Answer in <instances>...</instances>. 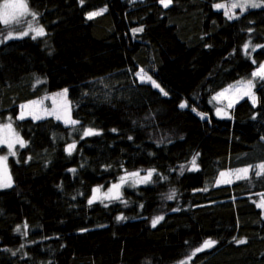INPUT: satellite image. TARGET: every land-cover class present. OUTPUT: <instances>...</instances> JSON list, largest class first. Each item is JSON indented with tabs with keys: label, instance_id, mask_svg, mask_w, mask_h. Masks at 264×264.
Segmentation results:
<instances>
[{
	"label": "trees",
	"instance_id": "16d2710c",
	"mask_svg": "<svg viewBox=\"0 0 264 264\" xmlns=\"http://www.w3.org/2000/svg\"><path fill=\"white\" fill-rule=\"evenodd\" d=\"M224 1L27 0L35 20L0 22V40L28 23L46 32L0 43V123L11 117L27 141L0 188V264H180L207 239L217 244L188 264H264V177L253 167L217 184L225 170L264 162V81L253 79L257 103L246 97L231 117L213 99L264 62V48L243 50L264 45V6L228 20L213 7ZM141 68L167 96L136 76ZM62 88L78 124L17 119L24 102ZM150 168V183L88 203L94 188Z\"/></svg>",
	"mask_w": 264,
	"mask_h": 264
},
{
	"label": "snow or ice",
	"instance_id": "6c2138e0",
	"mask_svg": "<svg viewBox=\"0 0 264 264\" xmlns=\"http://www.w3.org/2000/svg\"><path fill=\"white\" fill-rule=\"evenodd\" d=\"M81 3H83V0H81ZM159 3L164 7V8H168L172 3L173 0H159ZM261 6H264V0H231L230 3L225 4V3H217L215 5H213L214 8H216L217 10H224V15L227 17L228 20H233V19H237V15L235 10L239 9L240 13L243 14L245 11H247L249 8H259ZM103 11H106V9H101L100 11H96V12H90L88 13V18L92 19L95 16H98L100 14H102ZM26 16H30L32 18V20H35L38 16V13L35 11H32L31 9H29L28 4H27V0H4L3 4H0V22H2L5 26H9V25H19L21 24L23 21V18ZM134 33L136 32H142L143 28H135L132 30ZM249 32L252 31L251 28H249L248 30ZM30 33H34L32 35V39H36L37 37H43L46 35L45 29L43 26H37V27H33L31 23H28V27L26 30H22L19 32H12L9 31L7 33V35H5L3 37V40H0V43L2 42H6L7 40L10 39H18V38H22L24 36H28ZM257 48H264V45H253L251 40H249L248 42H246L243 45V50L245 52V54H250L249 49H251V51H255ZM136 76L139 77V79L143 82V81H150L152 83V85L156 88H160V85L156 83V81L152 80V77L150 75H148L144 69H140L137 73ZM252 76L255 79H259L264 81V64H260L258 67V70L256 72L252 73ZM37 83H40V81H37ZM255 88V83L253 80H248V81H238L237 84L235 86L233 85H229V87L227 89H225L224 91L217 93L216 97H214L213 99H220L222 97L224 98H228L226 97V93H229L231 90H234L236 93H239V97L238 98H243L245 96H248L251 98L252 104L255 105L257 103V97L253 91V89ZM160 91L163 93V95L167 96L168 93L165 92L162 88L160 89ZM67 93V89L64 90V94ZM236 102L235 99H229V103H228V107L231 108L233 106V104ZM31 104L35 105L38 102L37 101H32L30 102ZM187 105L185 103H182L180 105L181 108L186 107ZM21 109H25L28 108V105H21L20 106ZM195 111V109H193ZM217 115H221L224 114L226 115L227 113H222L221 109H217ZM49 115L53 114V113H48ZM28 115H33L34 119H40L41 117L39 115H34L32 112H29ZM204 114H201V116L203 117ZM17 119H24V112L22 111L21 114L17 117ZM57 119H64V122L66 124H70V125H76L79 122L76 120L71 119L70 115H67L66 117H61L59 115H57ZM113 131H115V129H113ZM5 132H7V136L4 134ZM99 132L93 128H87L84 130L83 135L84 136H91V135H98ZM129 139H131V137H129ZM264 139V138H262ZM0 145H6L8 150H9V155L11 156H15L16 152H15V147L16 145H19L20 148H23L27 145V141H25L18 132L15 131V129H13L12 127V118L8 117V123H0ZM76 148V142L74 141L71 144L67 145L66 151L71 154L73 150H75ZM199 154L197 153L195 156H193L192 158V165L193 168L197 167L196 164V159L197 156ZM7 156H3L0 157V171H2L3 173V178H0V188H6V187H11L12 185V180H11V176L7 174ZM253 167H255V169H257L254 173V175L256 177H264V163H260L258 165L255 166H248L246 168L243 169H237L235 170V175H236V179H248L249 178V173L250 171L253 169ZM181 168H183V166H181ZM71 171H75V169H71ZM155 172V169H150L147 171V174L144 176H140L139 172H132V173H126L124 176H121L119 178V183H115L113 184L106 193H103V197L109 199V200H119L121 199V195H120V189L122 187V185H124L125 183L128 182V180H132L135 184H146L151 182L153 174ZM242 174V175H241ZM221 177H224L225 175H228L226 173H221L220 174ZM221 181H218V183ZM224 183H231V180H224L222 181ZM207 189H205L206 191ZM93 195L92 197L88 200V203L91 205L92 203H94L96 200H101L102 198L101 196L97 195V193L100 192V187L94 188L93 190ZM261 196V199L259 201V203H257V207L264 209V194H259ZM175 197V190H172V192L167 196V199H173ZM126 203V202H125ZM107 206V205H105ZM143 207V206H141ZM174 211H179V209H174ZM122 219H126V217L124 216H118L117 220H122ZM164 219V217L161 216H156L154 218H152V226L155 227L160 221H162ZM25 227H27V225H25ZM17 231H20V227L17 226ZM86 231V229H85ZM25 235L27 233H24ZM235 240V242L237 244H243L246 243V240L243 239H236L233 238ZM217 244L216 240H212V239H207L203 242V244L196 248L189 257L186 258L185 261H181L180 264H188V262L191 260V258L193 256H195L197 253L204 251L205 249H210L213 246H215ZM23 247V245L21 246ZM13 255H15V253H13Z\"/></svg>",
	"mask_w": 264,
	"mask_h": 264
},
{
	"label": "rangeland",
	"instance_id": "374dc122",
	"mask_svg": "<svg viewBox=\"0 0 264 264\" xmlns=\"http://www.w3.org/2000/svg\"><path fill=\"white\" fill-rule=\"evenodd\" d=\"M3 2H4V0L0 1V4H3ZM230 2L231 1H228V2L224 1V2H218V3L228 4ZM215 4H217V3H215ZM235 12H236V15H237L239 13V9H236ZM20 25H23V24L15 25V28L18 29ZM24 26L25 27L23 29H21L20 31L26 30L27 27H28V24H26ZM30 35H32V34L30 33ZM262 64H264V62ZM141 69H143V68H141ZM257 70H258V68L256 70H254L253 72H256ZM148 75H150V74H148ZM151 77H152V80L156 81V83L160 85L159 89L162 88L164 90L162 85L153 76H151ZM253 79L254 78L251 75L246 81L253 80ZM145 82L151 83L150 81H146V80H145ZM233 86H235V85H233ZM227 88H225V89H227ZM65 89H67V93L66 94H64V90ZM225 89L221 90L220 92L224 91ZM254 90H255V88L253 89V91ZM220 92H218V93H220ZM254 93H255V91H254ZM216 95L217 94H215L214 97H216ZM226 97H228V98L222 97L220 99H214L216 114H217L216 110L218 108L222 110V113H227L226 115H224V114L218 115L219 117H231V108H233L237 103H239L241 100H243L244 98H246L248 96H245L243 98H238L239 97V93H236L234 90H231L229 93H226ZM230 98L236 100V102L233 104V106L231 108L228 107V103H229V99ZM248 98H250V97H248ZM32 101H37L38 103L33 105V104L30 103ZM22 105H28L29 106L28 108H25L23 110L21 109V111H20V114H21L22 111L24 112V118H27V117H32L33 118V115H28L29 112H32L34 115H39L41 117L40 119H44V118H48V117H53V118L57 119V115H59L61 117H66L67 115H70L71 119L75 120L74 117H73V114H72V106H71V102H70V99H69V89L68 88H62V89L57 90V91L45 92L41 96H39L37 98H34L32 100L24 102ZM48 113H53V114L49 115ZM58 120L64 122V119H58ZM67 125H70V124H67ZM13 129H14V127H13ZM4 134L6 136L8 135L7 132H5ZM17 147H19V145H16L15 151H16ZM3 156H7V157L10 156L9 155V150H8L6 145H0V157H3ZM260 163H264V162H260ZM260 163H258V164H260ZM243 168H246V167H243ZM243 168H238V169H243ZM150 169H154V168H150ZM150 169H148V170H150ZM235 170H237V169H231V170L223 171V173H226L228 175H225L224 177H221V175H220V178L218 179V181H221V182H219V183L217 182V184H219V185H221V184H230V183L222 182L224 180H231L233 182L236 179ZM147 171L146 172H141V171L138 170V171H132V172H139L140 176H144V175L147 174ZM132 172H130V173H132ZM155 173H156V169H155V172H154L153 176L155 175ZM7 174L10 175L8 166H7ZM0 178H3L2 171H0ZM152 179H153V177H152ZM119 182H120L119 180L115 181V182L111 183L110 185H108L106 187L105 186H99L100 187V192L97 193V195L101 196L102 200H104V201H111V200L103 197V193H106L108 191V189L113 184L119 183ZM146 184H148V183H146ZM141 185H145V184H135L131 179L128 180V182L125 183L124 185H122V187L120 189L121 197L123 196V192H124V190L126 188H134V187H139ZM259 201H258V203H259Z\"/></svg>",
	"mask_w": 264,
	"mask_h": 264
},
{
	"label": "bare ground",
	"instance_id": "6f19581e",
	"mask_svg": "<svg viewBox=\"0 0 264 264\" xmlns=\"http://www.w3.org/2000/svg\"><path fill=\"white\" fill-rule=\"evenodd\" d=\"M227 87H229V86H227ZM227 87H226V88H227ZM224 89H225V88H224ZM222 90H223V89H222ZM220 91H221V90H220ZM220 91H219V92H220ZM244 99H245V98H244ZM244 99H243V100H244ZM243 100H241V101H243ZM241 101H240V102H241ZM240 102H239V103H240ZM237 104H238V103H237ZM237 104H236V105H237ZM236 105H235V106H236ZM235 106H234V107H235ZM234 107H233V108H234ZM9 173H10L11 180H12V179H13V177H12V174H11L10 170H9Z\"/></svg>",
	"mask_w": 264,
	"mask_h": 264
}]
</instances>
